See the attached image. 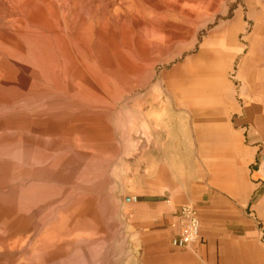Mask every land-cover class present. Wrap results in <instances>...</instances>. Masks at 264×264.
Wrapping results in <instances>:
<instances>
[{
    "label": "rangeland",
    "instance_id": "374dc122",
    "mask_svg": "<svg viewBox=\"0 0 264 264\" xmlns=\"http://www.w3.org/2000/svg\"><path fill=\"white\" fill-rule=\"evenodd\" d=\"M188 1L129 15L134 46L112 58L135 75L99 68L116 94L67 122L29 116L55 96L44 79L20 100L0 72V264H206L170 245L187 204L200 249L264 257V0H204L196 21ZM154 23L169 28L153 35ZM86 90L89 104L103 92Z\"/></svg>",
    "mask_w": 264,
    "mask_h": 264
},
{
    "label": "bare ground",
    "instance_id": "6f19581e",
    "mask_svg": "<svg viewBox=\"0 0 264 264\" xmlns=\"http://www.w3.org/2000/svg\"><path fill=\"white\" fill-rule=\"evenodd\" d=\"M141 1L142 11H138L141 6L138 0H0V56L6 66L0 68V72L18 78L17 83H14L16 80L3 83L4 90L20 88V92H23L19 97L21 100L24 99L25 93L35 94L39 91L40 85L36 83L44 79V82L52 87L51 92L55 96L49 99V104L45 105L44 109H31L29 116L39 117L46 123H64L85 112L88 105L99 107L102 93H107L108 96L116 94L113 81L106 80L100 69L111 73V76L119 71H123L129 78L135 75V71L128 69V66L120 70L112 57L123 51L129 53L134 46L136 33L129 22L133 23L135 19H131L129 15L133 16L134 12L144 14V10L150 11L153 8L152 3L157 0ZM203 2L204 0L188 1L195 6L188 7L192 10L188 20L193 21V18H196V8L203 5ZM162 10L158 7V11ZM159 19L162 20L161 16L157 21ZM138 23L136 29L146 25V22ZM167 28L169 27L166 25L154 23L153 35L163 33ZM30 41L35 45H31ZM19 57H22L20 61L28 60V63L19 62ZM9 64L14 65L13 69ZM123 64L128 65L125 61ZM92 86L100 88L103 92L97 91L94 103L89 104L81 98L87 91L86 88ZM109 89L113 90V93ZM116 91L118 92L117 89ZM2 97L1 102L10 98L3 95ZM31 99L34 100V95ZM20 100L11 97L13 104L19 103ZM55 102H64L65 106L70 108H55V104H52ZM51 106L52 109H49ZM0 112H3V109ZM43 121L41 122L44 123ZM18 205L19 201L13 202L12 205L3 203L2 206L15 209ZM2 247L6 251L9 248L5 245Z\"/></svg>",
    "mask_w": 264,
    "mask_h": 264
},
{
    "label": "built area",
    "instance_id": "2783aa9c",
    "mask_svg": "<svg viewBox=\"0 0 264 264\" xmlns=\"http://www.w3.org/2000/svg\"><path fill=\"white\" fill-rule=\"evenodd\" d=\"M172 228L171 247L192 250L202 243L199 218L191 205H183L178 209L173 218Z\"/></svg>",
    "mask_w": 264,
    "mask_h": 264
},
{
    "label": "crops",
    "instance_id": "0c3cea01",
    "mask_svg": "<svg viewBox=\"0 0 264 264\" xmlns=\"http://www.w3.org/2000/svg\"><path fill=\"white\" fill-rule=\"evenodd\" d=\"M219 236H229V234L224 233L223 235L219 234ZM222 245H224V244H222ZM209 246H210L209 249L208 248L204 249V246L202 249H200L199 247H202V246L198 245L197 247H195L191 251H194V253L196 254V255H194L195 257H199L201 259L204 257L203 260L205 261L206 264H217V263L218 264H226L228 262L227 259L225 258V255H226V253H224L225 249H222V247L219 244H218V247L219 246L220 247L218 249L212 247V245H209ZM217 251L219 252L218 254H217ZM263 256H264V253H263ZM258 264H264V257L259 260Z\"/></svg>",
    "mask_w": 264,
    "mask_h": 264
}]
</instances>
